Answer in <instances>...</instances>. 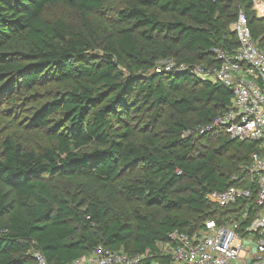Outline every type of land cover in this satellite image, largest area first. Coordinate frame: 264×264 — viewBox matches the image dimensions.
<instances>
[{
    "label": "trees",
    "instance_id": "1",
    "mask_svg": "<svg viewBox=\"0 0 264 264\" xmlns=\"http://www.w3.org/2000/svg\"><path fill=\"white\" fill-rule=\"evenodd\" d=\"M241 10L264 49L252 0H0V98L59 85L23 119L52 143L0 146V264H38L34 250L71 264L98 244L168 262L156 254L173 230L239 210L206 195L245 183L259 144L197 131L234 92L192 68L239 47ZM168 58L189 67L156 71Z\"/></svg>",
    "mask_w": 264,
    "mask_h": 264
},
{
    "label": "built area",
    "instance_id": "2",
    "mask_svg": "<svg viewBox=\"0 0 264 264\" xmlns=\"http://www.w3.org/2000/svg\"><path fill=\"white\" fill-rule=\"evenodd\" d=\"M259 4L262 0H252ZM233 30L239 47L228 53L215 48V65H195L198 76L221 82L233 89L232 104L212 122L198 127L200 134L224 130L232 139L259 144L250 163L245 165L246 181L240 186L212 190L207 200L219 208L239 205L236 213L219 221L209 218L203 228L193 234L173 230L166 242L158 244L156 255L168 259L162 262L154 253L130 254L98 244L89 253L71 264H264V49L258 47L246 13L241 10ZM189 66L177 64L173 58L164 59L155 70H185ZM190 130L186 135L191 134ZM246 201L243 207L240 202ZM38 264H47L43 254L34 250Z\"/></svg>",
    "mask_w": 264,
    "mask_h": 264
},
{
    "label": "rangeland",
    "instance_id": "3",
    "mask_svg": "<svg viewBox=\"0 0 264 264\" xmlns=\"http://www.w3.org/2000/svg\"><path fill=\"white\" fill-rule=\"evenodd\" d=\"M260 17L264 18V1L260 4H254ZM51 13L57 15L70 16L71 13L62 6H55ZM59 86L55 82H49L44 86L38 87L34 92V96L29 99L21 96L17 99L11 98L14 94H9L0 98V146L2 141L11 135L29 148L42 149L45 145H50L52 141L49 136L39 128L28 125L23 122L24 116L29 115L31 108L37 103V100L42 98L48 89ZM62 88V86H60ZM10 98V99H6ZM32 100V101H31Z\"/></svg>",
    "mask_w": 264,
    "mask_h": 264
},
{
    "label": "bare ground",
    "instance_id": "4",
    "mask_svg": "<svg viewBox=\"0 0 264 264\" xmlns=\"http://www.w3.org/2000/svg\"><path fill=\"white\" fill-rule=\"evenodd\" d=\"M261 3H262V2H261ZM261 3H260V4H261Z\"/></svg>",
    "mask_w": 264,
    "mask_h": 264
}]
</instances>
